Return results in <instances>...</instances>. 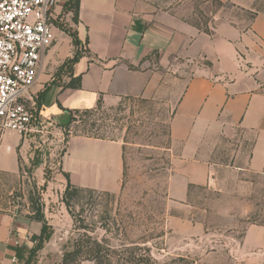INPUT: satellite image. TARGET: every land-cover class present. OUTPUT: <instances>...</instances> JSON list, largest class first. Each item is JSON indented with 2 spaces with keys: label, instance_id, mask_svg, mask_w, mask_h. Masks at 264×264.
<instances>
[{
  "label": "crops",
  "instance_id": "obj_1",
  "mask_svg": "<svg viewBox=\"0 0 264 264\" xmlns=\"http://www.w3.org/2000/svg\"><path fill=\"white\" fill-rule=\"evenodd\" d=\"M261 5L264 0H80L78 22L71 17L66 22L84 51L71 68L73 77L81 75V88L63 89L53 81L54 72L74 52L71 38L53 26L31 89L36 123L43 130L61 127L60 118L93 109L99 99L115 106L122 99L169 98L174 103L169 136L178 146L169 198L185 201L189 187L207 184L221 138L248 143L249 171L264 174ZM228 8L249 13L248 23L231 21ZM20 145L15 133L0 139V180L19 175ZM235 161H243L240 152ZM58 172L65 186L66 174L76 188L116 192L123 175L122 146L70 136ZM40 229L39 222L0 209V264H15L20 241ZM253 230L243 240L245 248L264 244Z\"/></svg>",
  "mask_w": 264,
  "mask_h": 264
},
{
  "label": "rangeland",
  "instance_id": "obj_2",
  "mask_svg": "<svg viewBox=\"0 0 264 264\" xmlns=\"http://www.w3.org/2000/svg\"><path fill=\"white\" fill-rule=\"evenodd\" d=\"M70 17L60 9L55 21L68 26ZM228 18L245 25L250 14L229 9ZM67 71L53 75L54 83L63 86ZM173 108L169 98L136 97L122 99L115 106L102 103L99 111L82 117L86 122L78 115L69 136L88 132L119 142L123 175L116 192L83 189L66 200V186L57 174L69 138L65 139L59 125H46L43 131L51 134L47 143L37 148L35 140L20 156L19 175L0 180V209L31 221L39 210L53 230L36 254L35 264L60 263L63 253L79 239L75 225L80 223L94 231L91 235L100 244L129 249L117 250L113 264H132L122 259L141 264H264L263 243L261 247L243 245L251 229L258 231L253 237L264 238V174L249 171L248 143L219 139L207 184L189 187L185 201L169 198L168 183L178 155V146L169 136ZM67 121L68 117L58 122L62 126ZM238 152L242 162L235 161ZM35 159L40 160L37 166H33ZM29 238L20 244L32 247ZM85 256L81 254L77 263L92 264Z\"/></svg>",
  "mask_w": 264,
  "mask_h": 264
},
{
  "label": "built area",
  "instance_id": "obj_3",
  "mask_svg": "<svg viewBox=\"0 0 264 264\" xmlns=\"http://www.w3.org/2000/svg\"><path fill=\"white\" fill-rule=\"evenodd\" d=\"M67 1L0 0V139L18 134L23 152L51 136L36 123L31 89L52 41L56 9Z\"/></svg>",
  "mask_w": 264,
  "mask_h": 264
},
{
  "label": "trees",
  "instance_id": "obj_4",
  "mask_svg": "<svg viewBox=\"0 0 264 264\" xmlns=\"http://www.w3.org/2000/svg\"><path fill=\"white\" fill-rule=\"evenodd\" d=\"M79 1L80 0H68L62 7V10L65 14L71 13V21L73 23L78 22V13H79ZM55 27H57L60 31L67 34L72 41V45L74 47V52L72 57L67 58L56 70L54 77L59 74L64 69L68 68V71L65 73L67 74L69 80L66 82L63 86L60 85L63 89H80L81 88V75L77 77H73L71 74V68L72 66L79 60V58L82 56V45L81 42L78 39L77 32L74 31L72 28L68 26H63L61 24L56 23L55 21ZM87 39L85 40V44H87ZM129 69H133L132 67H129ZM102 108V100L99 99L96 103V106L93 109L83 110V111H75L74 113H70L68 117V121L66 124L62 125L61 128L64 130V137L65 139L69 138V128L74 125L77 120L76 117L79 115V119H82V117H86L90 114H93L97 111H99ZM83 122H86V120L82 119ZM90 127L93 126V124L89 125ZM72 136H80V137H87V138H95V139H102L105 140L103 137H99L96 135H90L88 132H84L81 135H72ZM40 164L39 159L33 160V166H37ZM65 179L67 180L66 188L64 191V200L66 198H69L72 193H75L77 191H83V189L76 188L72 186L69 182L68 176L64 175ZM71 198V197H70ZM33 220L36 222H39L41 224V229L38 235H31L30 241L33 243V246L28 248L26 245H19L16 250V262L15 264H35V257L36 254L43 249L44 243L49 241L53 234V230L51 226L47 223V221L44 219L43 214L41 211L36 210L33 215ZM75 231L78 233L79 239H75L72 243V249L70 251L64 252L61 258L60 263L56 264H79L77 263V260L81 254L85 253V261L92 262V264H113V258L116 256L117 250H123L128 251L129 249L127 247H121L119 249L115 248L114 246L107 244L105 245L100 244V242L97 241L96 237H94L92 232H94L92 229L87 227L86 225L79 224L75 225ZM108 231V230H106ZM82 232V233H81ZM80 237L87 238L86 241H83L80 239ZM92 246L91 248H88V246ZM124 263H132V264H141L140 261H137L135 259H122ZM119 262V261H118ZM123 264V263H121Z\"/></svg>",
  "mask_w": 264,
  "mask_h": 264
}]
</instances>
